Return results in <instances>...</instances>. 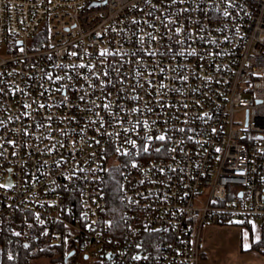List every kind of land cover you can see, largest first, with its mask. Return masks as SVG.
Returning a JSON list of instances; mask_svg holds the SVG:
<instances>
[{
    "label": "built area",
    "instance_id": "1",
    "mask_svg": "<svg viewBox=\"0 0 264 264\" xmlns=\"http://www.w3.org/2000/svg\"><path fill=\"white\" fill-rule=\"evenodd\" d=\"M0 46V240L201 264L205 223H264V0H0Z\"/></svg>",
    "mask_w": 264,
    "mask_h": 264
},
{
    "label": "rangeland",
    "instance_id": "2",
    "mask_svg": "<svg viewBox=\"0 0 264 264\" xmlns=\"http://www.w3.org/2000/svg\"><path fill=\"white\" fill-rule=\"evenodd\" d=\"M6 47L0 46V52L6 53ZM243 114V113H242ZM127 147L124 151H128ZM118 176L120 171L116 170ZM247 233V238H245ZM261 235V226L251 224L249 227L244 222L211 223L204 224L200 241L202 245L201 264H264V253L253 248L257 241L256 237ZM250 245L248 250L244 244ZM53 257H57L53 255ZM50 258L39 257L27 264H49Z\"/></svg>",
    "mask_w": 264,
    "mask_h": 264
},
{
    "label": "trees",
    "instance_id": "3",
    "mask_svg": "<svg viewBox=\"0 0 264 264\" xmlns=\"http://www.w3.org/2000/svg\"><path fill=\"white\" fill-rule=\"evenodd\" d=\"M106 190L109 197V205L115 213V222L120 221L121 206V188L120 178L115 168H111L107 172ZM251 227V222H244ZM157 235V233H154ZM253 248L264 253V223L261 224V235L259 240L255 241ZM59 249L53 245L43 246L41 241H34L29 246L18 238L7 235L3 232L0 240V264H27L31 260L39 257L50 258L49 264H62L60 257H53Z\"/></svg>",
    "mask_w": 264,
    "mask_h": 264
},
{
    "label": "snow or ice",
    "instance_id": "4",
    "mask_svg": "<svg viewBox=\"0 0 264 264\" xmlns=\"http://www.w3.org/2000/svg\"><path fill=\"white\" fill-rule=\"evenodd\" d=\"M175 2H176V0H173V3H175ZM225 15H227V13H225ZM177 31H179V30H177ZM180 54L183 55V53H180ZM190 54H192V53H190ZM73 55H75V53H73ZM101 55H107V52H106V51H105V52H102ZM79 67H84V65H80ZM137 74H139V73H137ZM105 75H107V73H105ZM50 78H51V77H50ZM57 79L59 80V79H62V78H61V77H57ZM102 84H103V82H102ZM160 87L163 88L164 85L161 84ZM81 99L83 100V97H81ZM134 99H138V97H134ZM24 107H25V108H29L30 105H29V104H25ZM39 107H40V108H44L45 105H44L43 103H41V104L39 105ZM104 108H105V109H109V108H110V105H109V104H105V105H104ZM133 111H136V109H134ZM97 115H98V114H97ZM0 123H3V122L0 121ZM145 123H147V122H145ZM101 126H103V121H101ZM135 126H136V125H133V128H135ZM37 127H38V128H39V127H43V125L37 124ZM125 131H128V129H125ZM181 131H183V130L181 129ZM27 134H28V133L26 132L25 135H27ZM109 135H111V134H109ZM165 138H166V137H165L164 135H159V136L155 137V139H157V140H159V141H164ZM152 139H153V137H151V136H148V137H147V140H149V141H151ZM127 142L130 143V144H132L133 147L136 146V141H135V140H128ZM8 143L11 144V143H13V141H8ZM53 147H55V145H53ZM0 148H3V145H2V144H0ZM117 151H119V149H117ZM142 151H143V152H148V151H149V147H148L147 144H145V145L143 146ZM155 151L159 152L160 149L157 148V149H155ZM14 154H15V153H13V155H14ZM125 154H127V155H131V153H125ZM0 156H3V152H2V151H0ZM135 166H136V165L133 164V167H135ZM9 171H11V169H9ZM0 187H5V185H0ZM17 235H19V233H17ZM245 238H247V233H245ZM256 239L259 240V236H257ZM249 248H250V245H248L247 243H245V244H244V249H245V250H248Z\"/></svg>",
    "mask_w": 264,
    "mask_h": 264
},
{
    "label": "crops",
    "instance_id": "5",
    "mask_svg": "<svg viewBox=\"0 0 264 264\" xmlns=\"http://www.w3.org/2000/svg\"><path fill=\"white\" fill-rule=\"evenodd\" d=\"M260 226V225H259Z\"/></svg>",
    "mask_w": 264,
    "mask_h": 264
}]
</instances>
